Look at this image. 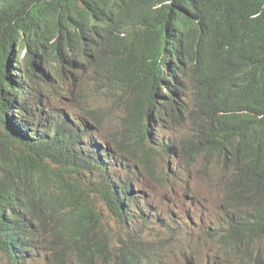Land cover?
Returning a JSON list of instances; mask_svg holds the SVG:
<instances>
[{"label": "trees", "instance_id": "16d2710c", "mask_svg": "<svg viewBox=\"0 0 264 264\" xmlns=\"http://www.w3.org/2000/svg\"><path fill=\"white\" fill-rule=\"evenodd\" d=\"M192 45L212 50L208 72L223 59V80L189 104L160 90ZM87 73L94 92L115 88L130 137L174 161L182 153L190 178L205 169L219 179L225 222L207 231L217 252L264 264L253 251L264 234V0H0V251L11 264L38 255L41 226L61 263L152 264L164 249L159 240L149 257L139 245L141 225L159 220L145 221L133 187L148 156L139 163L107 138L102 111L79 98ZM184 118L190 136L179 143L154 133ZM103 207L125 235L104 232Z\"/></svg>", "mask_w": 264, "mask_h": 264}, {"label": "rangeland", "instance_id": "374dc122", "mask_svg": "<svg viewBox=\"0 0 264 264\" xmlns=\"http://www.w3.org/2000/svg\"><path fill=\"white\" fill-rule=\"evenodd\" d=\"M80 76V71L75 72ZM79 84L87 87L94 86L92 77L89 73L83 74ZM79 98L83 99L88 106L89 101L94 104L92 108L104 110V128L109 138L116 142L126 144V148L139 155L140 148L131 139H129L122 129L124 127L122 105L118 99L117 93L112 89H104V96L91 89L82 91ZM70 109V107L68 108ZM75 110V109H72ZM159 137H167L168 133L162 127H156ZM167 160L157 161V156L152 157V168L147 171L144 178H138L133 181L135 191H141L142 203L146 205V214L148 218H158V223L141 225L143 231V241L139 243L144 248V252L149 257L153 256L152 250L160 246L159 240H166L163 243V250L159 251L158 257H153L152 264H239L232 258H227L217 252L213 241L207 234L211 231L214 224L219 223V218L215 213L218 201L221 202V190L217 186L220 181L212 173L206 175L203 169L199 177H183L180 181L172 182L165 179L164 171L167 166ZM171 163V162H170ZM179 176V174H178ZM204 180V181H203ZM104 209V232L107 230L112 237L115 233L125 235L122 227L115 219L113 212ZM48 224V220L46 221ZM168 224V225H167ZM40 228L41 243L39 245L38 255L26 264H79V261L73 254L68 255L63 263L58 260L55 253L48 250V236L46 229ZM140 227V225H139ZM137 227L136 229H138ZM133 231V230H132ZM118 237V236H117ZM126 238L132 243L128 246L138 249L140 246L133 237ZM57 242L52 243L56 246ZM254 250L264 259V235L255 240ZM112 254V253H111ZM144 257L143 254H140ZM48 258V260H47ZM156 259V260H155ZM94 260L99 262L100 257L95 256ZM106 260L104 256V261ZM256 264L255 261H250ZM113 264V260L107 262ZM0 264H11L6 255L0 251ZM103 264V263H100ZM106 264V263H104Z\"/></svg>", "mask_w": 264, "mask_h": 264}, {"label": "clouds", "instance_id": "9594fccd", "mask_svg": "<svg viewBox=\"0 0 264 264\" xmlns=\"http://www.w3.org/2000/svg\"><path fill=\"white\" fill-rule=\"evenodd\" d=\"M208 30H209V26L202 28V33L206 37L211 36L209 34ZM215 37H218V36H215ZM211 54H212V50L203 46V45H192V46L185 47L184 52L182 54H180V56H181L180 64L176 68L172 69L170 72L169 77H170L172 86L170 88L161 89L160 92L165 93V94H168V93L175 94L182 101L188 102L190 104V103H192L193 99L196 96H198L201 92H213V91L219 89L220 86L222 85V80H223V59L216 64L213 71L208 72L206 70L205 64L207 63V61L211 57ZM181 65H186V67L182 66L180 68ZM87 88L91 89V87H87V86H83V85L81 86V90L87 89ZM107 88L116 91L115 88L112 87V85H109V83H104V89H107ZM91 90L95 91L94 89H91ZM89 105H94V104L92 103V101H89ZM90 107H92V106H90ZM94 111H96L98 113L100 111H102V113L104 114L103 109H95ZM122 111L124 114L123 115L124 127L122 130L124 132H126L127 137L129 139H131L132 142H134L137 146H139L141 153L139 155H136V154H134V152H132L131 150L126 148L125 143L116 142L113 138L111 139L107 136V138L109 140H111L115 144H120V145L124 146V148L126 150H128L132 153V156L134 157V159L136 161H138L139 163L141 162V160L143 158L148 156V163L145 164V168L147 171L150 168H152V157L154 155H156L157 161L164 160L166 157L169 158V160H167V166L165 169L166 172H169V169H172L173 173L179 174V176L181 178H183V177L189 178V177L194 175V174H192V169H190L189 166L187 165L186 159L184 157H182L181 149H180V153H181L180 157L178 159H175V161H174L172 155L162 153L161 151H159L157 149L153 150V151H149L150 148H149V145L147 144L146 140H141L139 137H130L129 132H128V127H127V122H126V112H125V110H122ZM104 120H105V117H104L103 122H102L104 133H105L106 131L104 128ZM163 125H166V124L161 123L160 125H158L156 127L164 128L165 131L168 133V135H167V137L163 136L160 138L159 135L156 133L158 135V138L160 141L161 140L164 142L173 141V142L179 143L180 139L185 138L187 136H190L189 126L186 123V118H184V122H181V123H176V124L168 123V125H166L167 127H165ZM146 175H147V173L145 172V175L143 176V178L146 177ZM199 176L200 175L197 174L194 177H199ZM217 186L220 188L222 196H224V192H223L222 187L220 185H217ZM220 198L222 199V197H220ZM219 203L220 202L218 201L217 205H219ZM215 213L217 214L220 222L219 223L216 222L214 224V226L212 227V229L215 226L220 227L225 222L224 216L220 212L218 206L215 210ZM212 229H211V231H212ZM261 236L262 235L259 234L258 236H256L255 240H257ZM255 240L253 241V251L254 252H255V250H254ZM213 244L215 247H217V245H216V243H214V241H213ZM47 260H48V258H47Z\"/></svg>", "mask_w": 264, "mask_h": 264}, {"label": "bare ground", "instance_id": "6f19581e", "mask_svg": "<svg viewBox=\"0 0 264 264\" xmlns=\"http://www.w3.org/2000/svg\"><path fill=\"white\" fill-rule=\"evenodd\" d=\"M128 4V3H127ZM110 6V5H109ZM186 7V6H185ZM103 8V7H102ZM108 9V8H107ZM185 10V9H184ZM192 11V10H191ZM208 12V11H207ZM211 15V14H210ZM212 31V30H211ZM148 43V42H147ZM134 45H136V44H134ZM126 47H128V46H126ZM127 49V48H126ZM128 50H129V48H128ZM127 50V51H128ZM145 50V49H144ZM143 50V51H144ZM130 51V50H129ZM131 52V51H130ZM131 54V53H130ZM139 55V54H138ZM132 56V55H131ZM138 58V57H137ZM170 59L172 60V56L170 57ZM135 60V59H134ZM137 61V60H136ZM137 62H140V61H137ZM144 62V61H143ZM142 65V64H141ZM25 85V84H24ZM43 108H44V105H43ZM150 134H151V136H152V138L153 139H155V136H154V134L152 133V132H150ZM256 150V149H255ZM254 151V150H253ZM262 153V152H261ZM261 165V164H260ZM264 169V168H263ZM204 181V180H203ZM11 226V225H10ZM18 232V231H17Z\"/></svg>", "mask_w": 264, "mask_h": 264}]
</instances>
